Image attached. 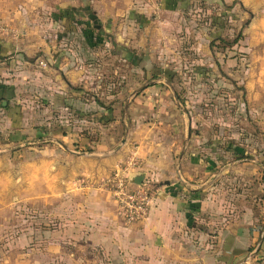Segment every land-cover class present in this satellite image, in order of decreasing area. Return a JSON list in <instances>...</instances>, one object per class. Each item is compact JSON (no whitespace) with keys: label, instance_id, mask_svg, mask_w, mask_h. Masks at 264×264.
<instances>
[{"label":"rangeland","instance_id":"374dc122","mask_svg":"<svg viewBox=\"0 0 264 264\" xmlns=\"http://www.w3.org/2000/svg\"><path fill=\"white\" fill-rule=\"evenodd\" d=\"M0 2V18L33 35L20 44L41 45L26 57L41 58L43 44L62 49L52 54L76 79L53 102L58 62L49 60L56 71L44 60L18 70L0 63V73L8 69L0 74V264H217L220 235L230 242L237 233L245 250L256 245L264 0H95V14L85 0ZM40 19L42 33L32 28ZM82 136L90 144L80 145ZM112 151L124 161L109 178L127 174L128 187L152 199L143 219L126 220L109 178L95 193V180L73 174L82 157ZM140 174V185L130 183ZM100 200L110 211L102 221ZM155 218L170 226L163 251L149 229Z\"/></svg>","mask_w":264,"mask_h":264},{"label":"crops","instance_id":"0c3cea01","mask_svg":"<svg viewBox=\"0 0 264 264\" xmlns=\"http://www.w3.org/2000/svg\"><path fill=\"white\" fill-rule=\"evenodd\" d=\"M79 2H81V1H79ZM85 2L88 4L90 3V5H92V9H93V12L95 14V6H93V4L95 3V0H85ZM183 3H186V1H183ZM0 8H2V7H0ZM93 12L91 11L92 14H93ZM5 15H6V13H4L2 15V17L0 18V63H2V61H3V63L6 66H9L10 68L14 67L17 70L22 67V62H24L25 64L28 63V64L32 65L33 62L38 64L41 60L42 61L44 60L48 65L51 62L52 63L58 62V64H59L58 55L57 54L53 55L52 53L53 52L54 53L62 52V49L53 50L52 46H48V44L42 45L43 46L41 49L42 53L40 54L41 58H39L38 60H37V58H32L33 60H29V58L26 57V56H28L27 53H29V52L34 53L35 50L36 49L38 50L39 46H41V45L39 44V42H36L34 44H31V45H24V44L21 45L20 43L22 41H24L25 39L28 40L29 37L33 36V35H31L32 33L30 34L29 31H27V33L20 32L18 25L17 26L13 25L12 22L9 23V21L11 19H9L8 15L7 16H5ZM15 17H17V16H15ZM18 17L21 18L20 16H18ZM16 20H18V19H16ZM72 20H73L72 17H70L68 20L65 18L64 24H66L67 26H69V28H71V26L73 24H75ZM36 27H39L40 33H42L41 31L45 32L47 30L45 25L41 24V19L32 24L33 30L37 31L38 29ZM39 31H37V32H39ZM40 33H36V34L39 35ZM44 41H46V40H44ZM49 60H50V63H49ZM18 64H20L19 67H18ZM61 65L63 66V68H62L63 71L61 72L63 84H61V86H60L62 88V91L56 90L55 88H53L54 92H58L57 94L53 93V96H52L53 102L58 101L59 98H63V100L65 99L66 94H67L66 93L67 88L71 87L70 82L72 80V77L74 76L71 73L73 71H71V68L69 67L68 61L66 64H63V63L59 64V66H61ZM50 66H52V65L51 64L49 65V69L55 70V71L58 70V68H59L56 65H53L52 67H50ZM7 70L8 69H5V70H3L4 73L3 72L0 73L3 79L6 76L8 77V75H6ZM15 74H16V76H19L20 70L18 72L15 71L14 75ZM57 74L59 75V82H60L61 81L60 72H58ZM50 77H52V76H50ZM53 77H55V81H56V75H53ZM75 80L76 79H74L72 81H75ZM12 81H14V80L5 81V84H8V82H12ZM79 84H81V83H79ZM53 87H57V85L55 84V86H53ZM8 90H10V89H8ZM82 138L83 139H79L80 145H83V146L86 145L87 146L88 144H90L89 140H87V138H85L84 136H82ZM122 143L124 144V141H122ZM122 143H121V146L117 147V150H119L123 146ZM121 152H122V150H121ZM121 152L118 151L117 153H113V151H112V152H109V154L108 153L103 154L101 152L96 153L98 156H101V157L95 156V152H94L93 154H89L88 156H84L81 158L82 161L79 163L78 167L73 168V169H75L73 171V174H75V173L79 174L80 173L84 176L89 177L90 179L95 180V193H96L98 189L103 188L101 186V182L104 179H108L109 176H111V174L114 173V171H115L114 169L117 168V165H119L120 162L124 161V155H121L120 154ZM49 166L51 167L50 161H49ZM95 209L98 210V214L100 215L98 218H100L101 221L103 220V218L105 216V215H103V213H110V211L107 210L106 205L101 200L99 203L95 204ZM149 220L152 222V219H149ZM106 221L110 222V215L107 217ZM154 223H155V226H151L149 229L151 231V229L154 228L156 230V232L158 233V235L157 234L155 235L156 236L155 237V243L159 244V247L162 246V251H163L164 247H166L165 245H166V242L168 240L167 235H165V233H168V231L165 228H169L170 226L167 225L164 220L158 221V218H155ZM100 224L102 225L103 222ZM230 226H232V225H230ZM226 228H229V227L226 226ZM151 233H152V231H151ZM232 234L233 235H232V237H230L231 238L230 242L227 241L226 237H224L223 235H220L219 244L217 245L218 249L214 251L216 258H211V260H210L211 263H213L214 260H217V264H225V263H227L226 261L228 258L229 259L232 258L230 260H233L235 264H264V255H258L259 254L258 252L253 254L256 245L252 251L248 252L249 251L248 249L251 247V245L255 244V243H253V241H249L248 247L245 250V247L240 243L241 239L239 238L237 233H232ZM150 237H151V235H149V232L147 231L146 235H145V239L150 238ZM222 244L227 245L230 248H233L234 251L232 253L234 255H227V253H225L222 250ZM148 248L149 247H147V252H149ZM162 251H160V252H162Z\"/></svg>","mask_w":264,"mask_h":264},{"label":"built area","instance_id":"2783aa9c","mask_svg":"<svg viewBox=\"0 0 264 264\" xmlns=\"http://www.w3.org/2000/svg\"><path fill=\"white\" fill-rule=\"evenodd\" d=\"M126 176H128L126 174ZM123 173H115L108 182H112V194L120 205L126 220L131 223L139 219H143L149 213L152 199L148 196V192L144 188L137 187L131 190Z\"/></svg>","mask_w":264,"mask_h":264},{"label":"water","instance_id":"95a60500","mask_svg":"<svg viewBox=\"0 0 264 264\" xmlns=\"http://www.w3.org/2000/svg\"><path fill=\"white\" fill-rule=\"evenodd\" d=\"M143 181V174H140V175H137L135 177H133L132 179H130V183L134 184V185H140ZM263 240H264V228L262 230V233L258 239V242L256 244V247L254 249V252L253 254H255L261 247L262 243H263Z\"/></svg>","mask_w":264,"mask_h":264},{"label":"trees","instance_id":"16d2710c","mask_svg":"<svg viewBox=\"0 0 264 264\" xmlns=\"http://www.w3.org/2000/svg\"><path fill=\"white\" fill-rule=\"evenodd\" d=\"M72 12H73V11H69V10H67V11L64 13V18L67 17V19H69V18L71 17V13H72ZM239 36H240V35H239ZM254 247H255V245H253L251 251L253 250Z\"/></svg>","mask_w":264,"mask_h":264}]
</instances>
